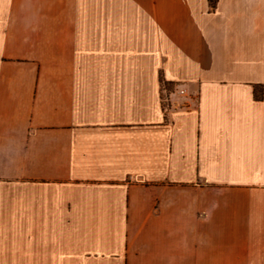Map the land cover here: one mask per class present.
Listing matches in <instances>:
<instances>
[{
  "label": "crops",
  "instance_id": "obj_1",
  "mask_svg": "<svg viewBox=\"0 0 264 264\" xmlns=\"http://www.w3.org/2000/svg\"><path fill=\"white\" fill-rule=\"evenodd\" d=\"M0 264H264V0H0Z\"/></svg>",
  "mask_w": 264,
  "mask_h": 264
},
{
  "label": "trees",
  "instance_id": "obj_2",
  "mask_svg": "<svg viewBox=\"0 0 264 264\" xmlns=\"http://www.w3.org/2000/svg\"><path fill=\"white\" fill-rule=\"evenodd\" d=\"M210 4L212 5V7H214L215 0H210Z\"/></svg>",
  "mask_w": 264,
  "mask_h": 264
},
{
  "label": "built area",
  "instance_id": "obj_3",
  "mask_svg": "<svg viewBox=\"0 0 264 264\" xmlns=\"http://www.w3.org/2000/svg\"><path fill=\"white\" fill-rule=\"evenodd\" d=\"M180 93H181V94H183L184 92H183V91H181Z\"/></svg>",
  "mask_w": 264,
  "mask_h": 264
}]
</instances>
